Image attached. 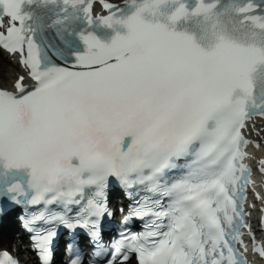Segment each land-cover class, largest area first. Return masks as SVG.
Masks as SVG:
<instances>
[{"label":"snow or ice","instance_id":"6c2138e0","mask_svg":"<svg viewBox=\"0 0 264 264\" xmlns=\"http://www.w3.org/2000/svg\"><path fill=\"white\" fill-rule=\"evenodd\" d=\"M93 2L0 0V45L37 82L0 90V196L75 205L95 227L112 177L144 192L130 215L159 223L109 264L125 247L139 264H247L241 129L264 116V0H99L109 14L95 18ZM71 219L46 208L27 224Z\"/></svg>","mask_w":264,"mask_h":264},{"label":"bare ground","instance_id":"6f19581e","mask_svg":"<svg viewBox=\"0 0 264 264\" xmlns=\"http://www.w3.org/2000/svg\"><path fill=\"white\" fill-rule=\"evenodd\" d=\"M119 2H124L125 0H117ZM23 75L20 72V69L16 63H14L11 59L5 57V55L0 50V83L7 86H14L18 81L19 77ZM255 133L260 132L262 136H259L257 139L260 143L264 144V121L255 124ZM259 153H264L263 151ZM11 227L15 229V223L11 222ZM7 228V225L5 229ZM18 249V248H17Z\"/></svg>","mask_w":264,"mask_h":264},{"label":"rangeland","instance_id":"374dc122","mask_svg":"<svg viewBox=\"0 0 264 264\" xmlns=\"http://www.w3.org/2000/svg\"><path fill=\"white\" fill-rule=\"evenodd\" d=\"M0 80H1V79H0ZM8 248H10V246H9Z\"/></svg>","mask_w":264,"mask_h":264}]
</instances>
